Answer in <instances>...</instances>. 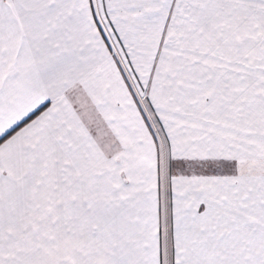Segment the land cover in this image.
Here are the masks:
<instances>
[{
  "label": "snow or ice",
  "instance_id": "obj_1",
  "mask_svg": "<svg viewBox=\"0 0 264 264\" xmlns=\"http://www.w3.org/2000/svg\"><path fill=\"white\" fill-rule=\"evenodd\" d=\"M0 264H264V0H0Z\"/></svg>",
  "mask_w": 264,
  "mask_h": 264
}]
</instances>
